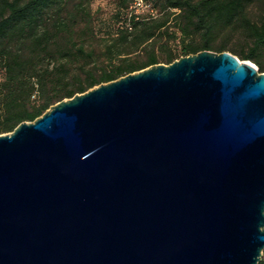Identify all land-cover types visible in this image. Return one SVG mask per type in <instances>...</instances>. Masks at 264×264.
I'll return each instance as SVG.
<instances>
[{"label": "water", "instance_id": "water-1", "mask_svg": "<svg viewBox=\"0 0 264 264\" xmlns=\"http://www.w3.org/2000/svg\"><path fill=\"white\" fill-rule=\"evenodd\" d=\"M264 72L202 51L0 135V264H259Z\"/></svg>", "mask_w": 264, "mask_h": 264}, {"label": "trees", "instance_id": "trees-1", "mask_svg": "<svg viewBox=\"0 0 264 264\" xmlns=\"http://www.w3.org/2000/svg\"><path fill=\"white\" fill-rule=\"evenodd\" d=\"M144 1L147 12L117 0L100 19L90 0H0V135L76 94L202 51L232 53L264 72V0ZM233 35L248 49L229 47Z\"/></svg>", "mask_w": 264, "mask_h": 264}, {"label": "rangeland", "instance_id": "rangeland-1", "mask_svg": "<svg viewBox=\"0 0 264 264\" xmlns=\"http://www.w3.org/2000/svg\"><path fill=\"white\" fill-rule=\"evenodd\" d=\"M90 1L93 11L97 12V15L100 17V19H108L109 16L115 13V4L117 0H90ZM146 5L147 6H145L143 9H140L138 13L147 12L151 5L150 3ZM261 15H262V7L259 5H256L250 10V18L255 22L260 20ZM223 40L224 39L221 38L219 42ZM226 43L229 45V47L237 51L241 50L242 48L248 49V44L247 42L244 41V37L241 35H233L227 38ZM246 62L252 63L256 67V69H258V67L253 62L251 61H246ZM262 259L264 260V253Z\"/></svg>", "mask_w": 264, "mask_h": 264}, {"label": "built area", "instance_id": "built-area-1", "mask_svg": "<svg viewBox=\"0 0 264 264\" xmlns=\"http://www.w3.org/2000/svg\"><path fill=\"white\" fill-rule=\"evenodd\" d=\"M146 5L144 0H133V7L139 11L140 9H143Z\"/></svg>", "mask_w": 264, "mask_h": 264}]
</instances>
